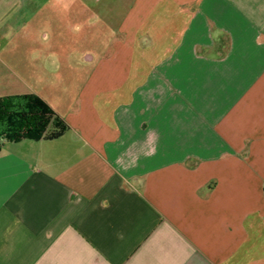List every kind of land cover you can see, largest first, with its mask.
<instances>
[{"label":"crops","instance_id":"crops-1","mask_svg":"<svg viewBox=\"0 0 264 264\" xmlns=\"http://www.w3.org/2000/svg\"><path fill=\"white\" fill-rule=\"evenodd\" d=\"M75 2L0 0V30ZM84 62L58 99L0 53V98L67 126L2 141L0 264H264V0H135Z\"/></svg>","mask_w":264,"mask_h":264},{"label":"rangeland","instance_id":"rangeland-1","mask_svg":"<svg viewBox=\"0 0 264 264\" xmlns=\"http://www.w3.org/2000/svg\"><path fill=\"white\" fill-rule=\"evenodd\" d=\"M86 1V5L73 3L72 12L61 3L55 11L46 7L25 13L21 27L0 30V37L6 38L0 42V53L6 55L10 69L19 73L14 82L5 80L10 87L29 85L58 99L77 92L93 67L84 62L86 53L100 57L108 52L135 0ZM93 12L99 15L95 22Z\"/></svg>","mask_w":264,"mask_h":264},{"label":"trees","instance_id":"trees-1","mask_svg":"<svg viewBox=\"0 0 264 264\" xmlns=\"http://www.w3.org/2000/svg\"><path fill=\"white\" fill-rule=\"evenodd\" d=\"M66 128L63 120L35 94L0 98V148L4 139H51Z\"/></svg>","mask_w":264,"mask_h":264}]
</instances>
